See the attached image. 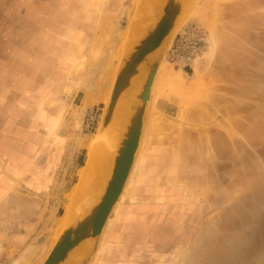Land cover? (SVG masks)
Segmentation results:
<instances>
[{"label": "rangeland", "instance_id": "1", "mask_svg": "<svg viewBox=\"0 0 264 264\" xmlns=\"http://www.w3.org/2000/svg\"><path fill=\"white\" fill-rule=\"evenodd\" d=\"M81 1L79 18L74 0H35L34 30L16 32L14 38L13 49L27 59L11 64V78L28 75L40 82L47 69L38 63L47 51L45 41L63 33L67 54L74 55L70 29H83L82 48L62 68L65 79L53 96L60 106L53 117L62 126L56 137L66 133L67 142L45 199L44 232L40 229L37 239L16 251L0 252V264H41L54 246L67 194L86 163L88 145L98 137L130 21L153 3ZM8 49L0 45V54ZM55 69L56 63H50L48 70ZM4 78L9 86L11 80ZM1 88L3 183L11 168L16 176L43 161L26 158L27 123L35 121L37 110L12 105L22 97L31 102V95L10 96ZM151 94L134 168L88 264H264V0H192ZM9 218L0 216V226ZM35 219L26 218L41 217ZM7 225L1 230L9 235L24 232ZM0 240H6L4 234ZM90 244L81 246V259L89 255Z\"/></svg>", "mask_w": 264, "mask_h": 264}, {"label": "crops", "instance_id": "2", "mask_svg": "<svg viewBox=\"0 0 264 264\" xmlns=\"http://www.w3.org/2000/svg\"><path fill=\"white\" fill-rule=\"evenodd\" d=\"M34 5L35 0H0V45L9 48L7 54H0V89H2L1 87L7 88V94H11L10 96L31 95V102H27V98L22 97L20 98L21 101L14 102L12 105L30 106L31 110H37L35 121L31 125L27 123L29 133L27 142L31 154L29 153L26 158L30 163L34 158L43 161L41 165L34 166L35 168L29 169L26 167L27 171L22 172L23 174L17 171L16 176L13 174L14 168H11L12 172L9 173L12 175H7L3 180L4 182L0 183V216L6 213L10 217L5 224L0 226V234H4V239H6L5 241L0 240V252H4L8 247L16 251L20 246L26 245L34 236L37 239L40 235V229L42 231L43 225H46L45 215L49 204L45 199L50 196L47 193L51 192L50 190L54 184L55 168L62 158L61 154L64 147L62 145L67 142L66 133H62L63 135L61 134L60 138L56 137V132L61 129L57 130V128L61 124L53 116L56 115L60 106L53 96L59 94L62 77L64 76L63 79H65V75L61 72L62 68L66 69L68 63L74 62L79 48H82L83 45L81 33L83 29L81 25H78V27L70 29L73 32L71 41L73 44H68L77 48L74 55L67 54V35L65 36L63 33V36L60 34V37L54 41H45L48 55L43 52L38 60L39 64L44 65L45 63L44 68H47L46 72L42 73V81L37 82L35 78L28 75H25L23 79L18 77L19 75L11 78V74L14 73V67L11 64L26 63L25 59L27 57L25 58L24 55H20L18 51L13 49V46H15L14 38L16 32L34 30V18L31 14ZM73 5L74 9L77 10L76 14L81 18L84 13L82 1L74 0ZM117 7L121 8L123 6L117 5ZM59 30L64 32L68 29L60 28ZM27 44L34 46L29 41ZM49 48L53 51V55L49 52ZM96 55L95 53L92 55V60H96ZM53 62L56 63V69L50 72L48 70L49 64ZM7 76L11 80L9 86L6 83L9 80L4 78ZM79 87V84H77V87L72 86L74 89ZM71 89L68 88L69 91ZM37 216H40L42 220L32 222L26 220V218L36 220ZM7 222L12 223L14 229L23 230L24 232L10 235L5 233L6 231L1 229H9L7 228Z\"/></svg>", "mask_w": 264, "mask_h": 264}, {"label": "water", "instance_id": "3", "mask_svg": "<svg viewBox=\"0 0 264 264\" xmlns=\"http://www.w3.org/2000/svg\"><path fill=\"white\" fill-rule=\"evenodd\" d=\"M191 2L192 0H165V5L154 18L155 23L147 35L132 46L130 51H120L98 131L99 136L109 126L119 99L126 93L130 103V118L118 143L110 178L98 203L86 216L60 234L41 264H62L68 258L72 260L76 255H71L78 254L85 241L91 243L89 255L81 259L78 254L75 264H88L95 254L109 218L128 183L142 144L146 116L151 105L153 79ZM182 11L186 13L177 22ZM171 33L172 36L163 45Z\"/></svg>", "mask_w": 264, "mask_h": 264}, {"label": "bare ground", "instance_id": "4", "mask_svg": "<svg viewBox=\"0 0 264 264\" xmlns=\"http://www.w3.org/2000/svg\"><path fill=\"white\" fill-rule=\"evenodd\" d=\"M164 5L165 0H153V3L145 4V6L137 12V16L134 18L132 24H130V30L125 35L121 45V51H130L132 46L136 45L147 35L149 29L155 23L154 18L160 14ZM177 22H179V17ZM170 36H172V33L164 40L163 45L166 44ZM156 75L153 79L152 87ZM127 96L128 95L125 93L119 99L112 120L103 135H99L88 145L86 163L78 171L77 183L67 194L68 201L65 205L64 212L59 221L56 222V229H54L53 234L55 238H58L64 230L76 224V222L86 216L102 196L111 175L118 143L125 131L128 119L130 118V103L128 102ZM71 256H74L72 259L73 261L68 258L62 264H75L78 254L75 253Z\"/></svg>", "mask_w": 264, "mask_h": 264}, {"label": "built area", "instance_id": "5", "mask_svg": "<svg viewBox=\"0 0 264 264\" xmlns=\"http://www.w3.org/2000/svg\"><path fill=\"white\" fill-rule=\"evenodd\" d=\"M90 124H93V122H90Z\"/></svg>", "mask_w": 264, "mask_h": 264}]
</instances>
